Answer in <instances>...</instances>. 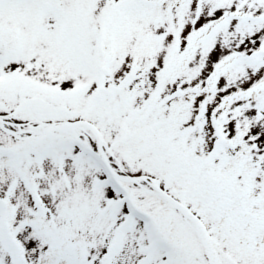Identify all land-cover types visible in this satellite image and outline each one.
<instances>
[{"label": "snow or ice", "instance_id": "1", "mask_svg": "<svg viewBox=\"0 0 264 264\" xmlns=\"http://www.w3.org/2000/svg\"><path fill=\"white\" fill-rule=\"evenodd\" d=\"M0 264H264V0H0Z\"/></svg>", "mask_w": 264, "mask_h": 264}]
</instances>
